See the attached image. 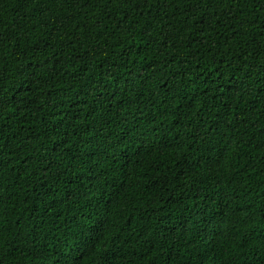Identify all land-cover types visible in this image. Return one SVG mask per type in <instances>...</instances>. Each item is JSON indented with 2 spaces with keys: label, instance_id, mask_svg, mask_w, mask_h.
Here are the masks:
<instances>
[{
  "label": "trees",
  "instance_id": "obj_1",
  "mask_svg": "<svg viewBox=\"0 0 264 264\" xmlns=\"http://www.w3.org/2000/svg\"><path fill=\"white\" fill-rule=\"evenodd\" d=\"M101 254L264 264V0H0V264Z\"/></svg>",
  "mask_w": 264,
  "mask_h": 264
},
{
  "label": "snow or ice",
  "instance_id": "obj_2",
  "mask_svg": "<svg viewBox=\"0 0 264 264\" xmlns=\"http://www.w3.org/2000/svg\"><path fill=\"white\" fill-rule=\"evenodd\" d=\"M90 247L88 243H85V248ZM101 259L103 261V264H109V258L107 255L101 254Z\"/></svg>",
  "mask_w": 264,
  "mask_h": 264
}]
</instances>
